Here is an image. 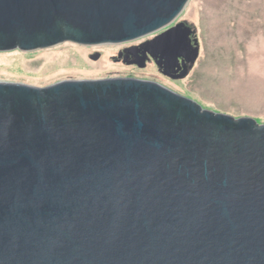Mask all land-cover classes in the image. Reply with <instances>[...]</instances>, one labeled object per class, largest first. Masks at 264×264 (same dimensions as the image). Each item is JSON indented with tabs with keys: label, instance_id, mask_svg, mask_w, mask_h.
Returning <instances> with one entry per match:
<instances>
[{
	"label": "water",
	"instance_id": "obj_1",
	"mask_svg": "<svg viewBox=\"0 0 264 264\" xmlns=\"http://www.w3.org/2000/svg\"><path fill=\"white\" fill-rule=\"evenodd\" d=\"M189 1L0 0V50L129 42ZM0 264H264V124L149 80L0 81Z\"/></svg>",
	"mask_w": 264,
	"mask_h": 264
},
{
	"label": "rangeland",
	"instance_id": "obj_2",
	"mask_svg": "<svg viewBox=\"0 0 264 264\" xmlns=\"http://www.w3.org/2000/svg\"><path fill=\"white\" fill-rule=\"evenodd\" d=\"M179 22L194 31L200 53L178 80L162 74L153 62L143 68L115 60L123 46L156 32L121 44L64 42L33 51L0 50V81L46 87L70 79L152 80L204 109L264 124V0H190L168 27ZM97 53L100 57L92 59Z\"/></svg>",
	"mask_w": 264,
	"mask_h": 264
},
{
	"label": "flooded vegetation",
	"instance_id": "obj_3",
	"mask_svg": "<svg viewBox=\"0 0 264 264\" xmlns=\"http://www.w3.org/2000/svg\"><path fill=\"white\" fill-rule=\"evenodd\" d=\"M176 24H178V23H176ZM175 25H173V26H175ZM173 26H171V27H173ZM171 27H168V28H171ZM168 28H166L160 32L158 31V33H156L154 36L145 38L142 41H139L138 43L132 42L128 45L123 46L118 51V55H117L115 60L118 62H123L127 65H130V64L138 65L139 60L141 58H144L145 59V66L147 63H152V62L155 63L157 65V67L159 68V70L161 71V73L164 74L165 76L169 77L170 79L178 80V79H181L182 77L186 76L189 73V71L192 69V67L194 66V64H195V62L199 56V53H200V52L198 53V56L196 58L192 54L196 47L199 48V44L197 45L198 42L196 43L197 37H196V34L194 33L193 30H192V33L190 34V49L186 52V56H179L178 60L175 63L174 62H168L165 59H161V57L159 55L156 56V58H154L151 55L150 48H146L147 43L154 40L158 35L162 34ZM135 40H137V39H135ZM132 41H134V40H132ZM157 61L161 62L160 63L161 67H159V65L157 64ZM184 71H186V73L182 76ZM149 81H152V80H149Z\"/></svg>",
	"mask_w": 264,
	"mask_h": 264
}]
</instances>
